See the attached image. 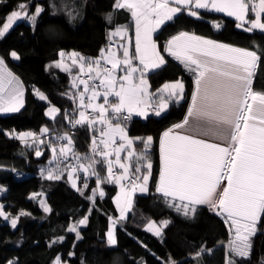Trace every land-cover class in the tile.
Here are the masks:
<instances>
[{"label":"snow or ice","instance_id":"6c2138e0","mask_svg":"<svg viewBox=\"0 0 264 264\" xmlns=\"http://www.w3.org/2000/svg\"><path fill=\"white\" fill-rule=\"evenodd\" d=\"M29 7L19 4L18 10L8 14L0 28V38L20 20H27L35 31L44 9L37 5L35 11L29 14ZM51 8V14L58 15L57 5L52 4ZM125 9L134 22V50L129 36L131 25H116L114 29H109L108 44L100 49L99 56L85 57L73 51L68 54L69 65L64 63L65 53L61 50L60 59L48 66H55L69 74L73 67L78 66L79 73L86 76L74 77L70 85L72 91L62 94L73 103L72 111L65 109L63 115L72 128L87 126L93 136L90 154L79 155L74 153L69 133L56 135L55 141L48 143L53 154L50 165L56 162V167L42 168L41 175L46 173V179L59 181L66 174L71 187L81 195L88 188V177L95 176L97 187L86 197L91 202L89 214L99 211L95 199L97 194L101 198L105 195L101 184H118L120 192L114 201L119 216L109 217L106 233L107 245L117 246L116 225L125 221L130 212L134 213L135 193L149 191L153 167L148 154L153 137H129L122 122L131 120L133 114L147 119L150 109L153 115L161 117L170 104H179L186 98L182 79L165 82L155 93L149 91L146 75L166 66V53L191 73L193 89L183 120L172 124L160 136V170L155 192L169 208L186 219H195L201 206H207L210 212L224 218L230 234L225 264H237L238 259L250 258L253 239L261 231L259 225L264 224V91L253 87L254 75L264 51L258 46L257 50H251L188 31L172 35L162 47L153 37L158 30L162 31V26L166 27L167 23L174 22L185 12L190 17L200 18L202 9L235 17L238 21L236 27L244 28L248 24L245 31L249 33L255 30L264 32V0H115L113 12ZM64 10L68 23H75L80 17L75 8L69 11L65 5ZM113 12L105 16L109 25L113 22ZM250 12L254 18L249 19ZM213 26L216 29L222 27L216 22ZM114 37H121V41L115 43ZM9 55L14 60L20 59L14 50ZM118 70L123 75H118ZM81 85L83 91H80ZM34 94L41 101L48 100L39 89H34ZM23 98L22 80L8 69L5 59L0 57V113L19 112L24 106ZM101 98L103 103H97ZM49 104L45 114L55 119L61 110L51 105L50 101ZM88 109H91V115ZM49 134L46 126L39 134L31 131L15 133L14 130L5 133L20 140L26 147L44 143L42 137ZM136 140L144 144L139 153L134 147ZM124 152L127 153L128 163L122 162L125 157L121 153ZM35 155L40 157L42 153L37 150ZM70 156L75 164H65ZM113 156L115 161L111 159ZM81 161L88 163L85 165ZM114 164L122 169L119 175L113 172ZM101 165L107 168L105 177H101L96 170ZM81 169L86 174L83 189L77 185ZM130 173L133 174L131 178ZM0 191L4 189L0 188ZM39 195L33 193L32 198ZM40 205L45 213L52 212L45 200H41ZM4 207L0 204V217L9 221L12 228L17 227L20 216L31 215L21 210L17 216H11ZM88 221V215L82 217L69 225L68 232L75 233L76 240H82L78 229L80 225H87ZM170 223L163 220L157 226L155 221H149L146 227L162 238L163 228ZM63 240V236L56 237L49 242V246ZM213 252L214 249L201 245L192 258L196 264H201L203 255ZM72 255L74 252H69V256ZM5 264H20L19 258L9 259ZM53 264L64 262L58 255ZM81 264H85L83 259ZM136 264L147 262L141 258ZM164 264L180 262L169 256ZM260 264H264V257H261Z\"/></svg>","mask_w":264,"mask_h":264},{"label":"trees","instance_id":"16d2710c","mask_svg":"<svg viewBox=\"0 0 264 264\" xmlns=\"http://www.w3.org/2000/svg\"><path fill=\"white\" fill-rule=\"evenodd\" d=\"M114 3L115 0H0V28L8 14L16 10L19 4L29 5L30 13L35 11L37 5L44 9L35 31L29 22L20 20L0 38V56L24 85V106L20 111L0 113V185L8 184V189L0 196V203L11 215L17 216L21 210L31 214L20 216L16 228L0 217V264L14 257L19 258L20 264H53L58 255L68 264H81L82 259L85 264H136L141 258L147 264H164L169 256L180 264H196L192 257L201 245L214 249L212 254L203 255L201 264H225L230 234L224 218L210 212L207 206H201L195 219H186L175 209L169 208L155 192L160 170V136L172 124L183 120L193 89L191 73L166 53V66L148 74L151 91L156 92L165 82L182 79L186 98L179 104H170L161 117L153 114L147 119L136 116L124 123L132 136L153 137L148 149L153 167L149 191L135 195L134 213L130 212L127 219L116 226L117 246L109 247L106 243L109 217L118 216L114 203L118 190L116 184L103 183L105 195L101 198L97 194L95 199L99 211L89 214L91 202L86 197L97 186L95 176L88 177V188L81 195L71 187L66 174L59 181L46 179V173L45 176L41 175L42 168L56 167V162L50 165L52 152L48 146L50 140L55 141V132L73 129L63 115L65 109L72 111L73 103L62 95L72 91L71 76L62 69L48 66L59 58L61 50H76L85 57H97L100 49L108 44L109 29L122 24L132 26L130 13L126 9L113 12ZM52 4L57 5L56 16L51 14ZM65 5L69 11L75 8L80 13L75 23H68ZM109 12H113L111 25L105 19ZM213 22H219L222 27L216 29ZM237 23L234 17L215 11L200 10V18L190 17L185 12L174 22L167 23L166 27L162 26V31L158 30L154 39L162 47L172 35L188 31L251 50H257L258 46L264 51V32L255 30L249 33L237 28ZM13 50L19 53V60L10 57L9 53ZM253 87L257 91H264V56L254 75ZM36 88L61 110L55 119L45 114L49 103L41 101L34 94ZM45 126L50 134L43 136L44 143L34 147H26L20 140L5 135L12 130L39 133ZM75 129L77 133L71 136L74 151L79 155L88 154L85 141L92 132L87 126H77ZM137 148L144 149V144L138 142ZM37 150L42 153L40 157L35 155ZM71 163L75 161L71 159L65 162ZM96 170L101 177L107 176L106 166H97ZM79 174L80 188L83 189L86 174L83 170ZM38 192L45 195L52 212L45 213L40 199L32 198V194ZM86 215L89 216L88 224L80 225L78 229L83 239L76 240V234L68 232V227ZM164 219L171 223L163 229L162 238L145 228L150 220ZM259 227L261 231L253 239L250 258L243 261L238 259L237 264H260L261 257H264V224ZM60 236L64 240L50 247L49 242ZM69 252H74V255L69 256Z\"/></svg>","mask_w":264,"mask_h":264},{"label":"rangeland","instance_id":"374dc122","mask_svg":"<svg viewBox=\"0 0 264 264\" xmlns=\"http://www.w3.org/2000/svg\"><path fill=\"white\" fill-rule=\"evenodd\" d=\"M16 10H18V9H16ZM214 11V10H213ZM216 12V11H215ZM219 13H222V12H219ZM29 14H31L30 12H29ZM223 14H226V13H223ZM235 18V17H234ZM251 18H254V16H253V14L250 12L249 13V19H251ZM25 21H27V20H25ZM18 22V21H17ZM28 22V21H27ZM16 23V22H15ZM15 23H14V25H15ZM216 23H219V22H216ZM13 25V26H14ZM122 25H128V24H122ZM249 25L248 24H245V26H244V28H242V29H245V28H247ZM12 29V28H11ZM10 29V30H11ZM9 30V31H10ZM8 31V32H9ZM260 31V30H259ZM7 32V33H8ZM131 32H133V34L131 33ZM6 33V34H7ZM129 36L131 37V41H135V27H134V22H132V26L130 27V32H129ZM154 36H155V34H154ZM154 38V37H153ZM121 41V37H119V39H116V40H114V42L115 43H119ZM132 48H133V50H134V44H133V42H132ZM14 51H16V50H14ZM64 51V53H65V57H64V63H66V64H69V65H71V60L68 58V54H70V53H72L73 51H75V52H78V51H76V50H70V51H68V50H63ZM17 52V51H16ZM18 53V52H17ZM60 53V52H59ZM78 53H80V52H78ZM19 54V53H18ZM81 54V53H80ZM82 55V54H81ZM84 56V55H83ZM1 57V56H0ZM60 59V56H59V58L57 59V60H59ZM56 60V61H57ZM8 67V66H7ZM8 69H10L9 67H8ZM11 70V69H10ZM12 71V70H11ZM87 71V69H85V72ZM117 74L118 75H123V72L122 71H119L118 70V72H117ZM80 76V78H84V75L83 74H80L79 73V69H78V66H75V67H73V69H72V72H71V74H70V76H71V81L73 80V78L74 77H77V76ZM146 79L149 81V78H148V74L146 75ZM184 82V81H183ZM149 84H150V81H149ZM24 86V85H23ZM36 89H38V88H36ZM41 91V90H40ZM80 91H83V85H81L80 86ZM149 91L152 93V91H151V85H150V88H149ZM41 92H43V91H41ZM44 93V92H43ZM155 93V92H154ZM24 99V98H23ZM48 103H49V99L48 100H46ZM97 103H103V99L101 98V99H99L98 101H97ZM153 103H155V101H153ZM51 105H54L56 108H59L57 105H55V104H53V103H51ZM50 107V104H48V106H47V108H46V110L48 109ZM167 111V110H166ZM59 114V113H58ZM57 114V115H58ZM152 114V110L150 109L149 110V115H151ZM49 117V116H48ZM57 117V116H56ZM50 119H53V118H51V117H49ZM122 126L123 127H125V129H126V131H127V134H128V136L129 137H132V138H143V139H146L148 136H151V135H146V136H144V135H139V136H132V135H130L129 133H128V130H127V126L124 124V123H122ZM15 131V130H14ZM15 133H20V132H18V131H15ZM40 133V132H39ZM39 133H37V134H39ZM152 137V136H151ZM42 139H43V137H42ZM119 138L117 137V140H118ZM138 142H141L140 140H136L135 141V145H134V147H135V149H136V151L139 153V152H141L143 149H138L137 148V144H138ZM57 147H59V143H57ZM74 150V149H73ZM74 153L75 154H79L78 152H76V151H74ZM53 155V154H52ZM51 155V156H52ZM121 155L123 156V157H125V159L122 161V162H124V163H128V160H127V153L126 152H124V153H121ZM111 159H113V161H115V156H113V157H111ZM149 159L151 160V158H150V156H149ZM51 160H52V157H51ZM151 162H152V160H151ZM132 163H133V165H135V160H133L132 161ZM72 164V163H71ZM75 164V163H74ZM85 165H87V163H85ZM118 170V174L117 175H119V173L122 171V169H120L119 168V165L118 164H114V167H113V171L114 170ZM82 170V169H81ZM80 172V171H79ZM132 175V173H130V176ZM112 184H116V183H114V182H111ZM124 183H126V181L124 182ZM149 184H150V181H149ZM77 185H78V187H80V174H78V178H77ZM117 185V187H118V190H117V193L115 194V196H114V198L117 196V194L120 192V187H119V185L118 184H116ZM101 187L103 188V191H104V193H105V189H104V187H103V183L101 184ZM148 187H149V185H148ZM0 188H3L4 189V191H0V196L2 195V194H4L5 192H6V190L8 189V184H6V183H4L3 185H0ZM37 194H41V195H39V199H40V201L41 200H45L46 201V203L48 204V202H47V200H46V197H45V195L43 194V193H40V192H38ZM136 194H144V193H140L139 191H137V193H135V195ZM135 195H134V198H135ZM114 203H115V201H114ZM1 204V203H0ZM49 205V204H48ZM116 205V204H115ZM6 212V211H5ZM129 215V214H128ZM11 216H15V215H11ZM118 216H119V212H118ZM117 216V217H118ZM117 217H113V218H117ZM164 220H168V219H164ZM150 221H155L156 222V224H157V226H159L160 225V221H157V220H150ZM161 221H163V220H161ZM149 223V222H148ZM147 223V224H148ZM146 224V225H147ZM146 225H145V228L147 229V227H146ZM117 226V225H116ZM164 229V228H163ZM115 231H116V228H115ZM153 233V232H152ZM154 234V233H153ZM64 262V261H63ZM64 264H68L67 262H64Z\"/></svg>","mask_w":264,"mask_h":264},{"label":"built area","instance_id":"2783aa9c","mask_svg":"<svg viewBox=\"0 0 264 264\" xmlns=\"http://www.w3.org/2000/svg\"><path fill=\"white\" fill-rule=\"evenodd\" d=\"M84 78H86V76H84ZM97 82H98V81H97ZM87 112H88L89 115H91V109H88ZM134 117H136L135 114H133L131 120H132ZM131 120H129V121H131ZM129 121H127V122H129ZM127 122H126V123H127ZM122 123H123V122H122ZM97 127H99V126H97ZM89 130H90V129H89ZM90 131H91V130H90ZM65 132L69 133L71 136H73V135H75V134L77 133V131H76L75 128H73V129H71V130H58V131L55 132V136L58 135V134H61V133H65ZM91 132H92V131H91ZM96 135H97V139H99L98 131H97ZM92 136H93V132H92L91 137H90L87 141H85L88 154H90V145H91V143H92ZM70 160H71V156L69 157V159H68L67 161H70ZM67 161H65V162H67ZM113 172H114L115 174H118V170H116V169H115ZM131 176H132V175H131ZM131 176H130V178H131ZM126 183H127V181H126ZM96 187H97V186H96Z\"/></svg>","mask_w":264,"mask_h":264},{"label":"crops","instance_id":"0c3cea01","mask_svg":"<svg viewBox=\"0 0 264 264\" xmlns=\"http://www.w3.org/2000/svg\"><path fill=\"white\" fill-rule=\"evenodd\" d=\"M203 10V9H202ZM132 33V32H131ZM116 39H119V37H114L113 38V40H116ZM133 42V44H134V40L132 41ZM83 164H85V163H83Z\"/></svg>","mask_w":264,"mask_h":264}]
</instances>
